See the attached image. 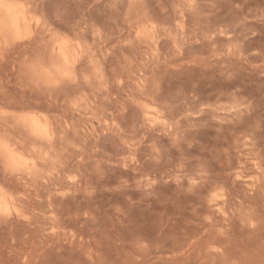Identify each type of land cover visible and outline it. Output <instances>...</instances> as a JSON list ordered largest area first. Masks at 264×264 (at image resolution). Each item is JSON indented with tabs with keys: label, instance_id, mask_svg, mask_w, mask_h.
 Masks as SVG:
<instances>
[{
	"label": "rangeland",
	"instance_id": "obj_1",
	"mask_svg": "<svg viewBox=\"0 0 264 264\" xmlns=\"http://www.w3.org/2000/svg\"><path fill=\"white\" fill-rule=\"evenodd\" d=\"M31 1L46 25L0 61V105L41 103L55 144L38 174L6 175L23 214L0 215V264H264V0ZM54 32L103 73L71 110L20 68Z\"/></svg>",
	"mask_w": 264,
	"mask_h": 264
},
{
	"label": "snow or ice",
	"instance_id": "obj_2",
	"mask_svg": "<svg viewBox=\"0 0 264 264\" xmlns=\"http://www.w3.org/2000/svg\"><path fill=\"white\" fill-rule=\"evenodd\" d=\"M0 7H6L11 11L14 7L19 8L22 7V5L5 4L4 0H0ZM133 7H143V5L139 3L129 5L130 9ZM178 7L185 12H190L192 14H196L200 10V5L197 3V0H182ZM37 23L39 24L40 21L37 20ZM155 29V24L149 25V23H144L139 31L136 32V36L146 38L150 36ZM49 35L51 37V43L61 49L62 59L47 66H45V63L39 59H34L24 65L22 75L31 77L32 82L37 86H44L49 90L55 89L64 92L67 97L69 110L78 108L82 100L73 95L74 90L86 85L95 87L97 81H99L100 86L103 87V73L99 64L96 63L94 57H91L90 53L85 54L83 50H81V55H83L84 58L79 60V66H77V60L79 57L69 58L68 56L63 55L64 51L75 43V38H70L59 32L50 33ZM29 41V36L22 35L19 32L9 34L7 39L0 40V61L7 62L13 47L21 46L19 42L28 43ZM121 84H123V81H121ZM152 87L157 89L159 87L158 82L153 81ZM134 102L135 101H133V103ZM8 107L9 104L7 103L0 105V117L11 118L16 121L17 125L22 124L23 126L30 128L33 135L46 142V144L38 150L40 153L39 159H42L45 162L51 160L52 157L50 154L54 152L55 139L46 124L38 123L37 118L27 112L19 110L14 113L9 112L6 110ZM152 111L155 112V109ZM44 119L46 120L47 118ZM156 123H163L165 126L167 125V121L162 118L161 120L156 121ZM45 147L47 149L46 151L44 150ZM34 151H36V149H34ZM0 160L3 162L5 171L15 173L23 169L29 174L34 171L39 173L40 171V169L37 168V160H25L22 156H19L15 150L9 146L6 137L2 135H0ZM57 162L58 158L53 161V163ZM198 175L203 178L206 175V172L201 170ZM196 182L197 181L193 180V183ZM215 195L219 198V194ZM10 211L11 209L8 207L7 194L3 188H0V213L7 215Z\"/></svg>",
	"mask_w": 264,
	"mask_h": 264
},
{
	"label": "bare ground",
	"instance_id": "obj_3",
	"mask_svg": "<svg viewBox=\"0 0 264 264\" xmlns=\"http://www.w3.org/2000/svg\"><path fill=\"white\" fill-rule=\"evenodd\" d=\"M4 3L12 4V5H22V7L19 8L14 7L11 11H9V9L6 7H0V40L7 39L9 34H15L16 32H19L22 35H27L30 37V39H32L34 37L36 28H42V29L45 28L46 25L45 22H43L40 18L36 17L35 8L31 0H4ZM37 20L40 21L39 24L37 23ZM63 35L68 36L66 34ZM81 50H83V52H85L86 50L84 48L83 43L75 39V43L71 47L66 49L63 55L68 56L69 58L79 57V59L77 60V66H78L79 60L83 58V55H81ZM34 59H39L40 61L44 62L45 66L51 65L54 62H57L62 59L61 49L51 43V37H50L49 41L45 44L39 56ZM34 59H28L24 61L23 63L20 64V68L23 70L24 65L31 62ZM25 79H26V84L30 88L38 92H45L52 94L53 92L57 91L55 89L49 90L44 86H37L35 83L32 82V79L29 76H26ZM7 104H9V107L6 110L9 112L14 113L17 110H19L34 115L37 118L38 123L46 124L49 131L54 135V139H55V122L50 112L41 109V105H42L41 103H39L38 101H34L27 104L12 103V102ZM153 109H155V112L152 111ZM144 112L146 114V118L151 122L159 121L161 120V118L163 119V117H161L160 111L153 104L150 103L146 104L144 106ZM44 118L47 119L45 120ZM21 133H26V138L21 137L20 135ZM0 135L6 137L9 146L13 150H15V152L19 156H22L25 160H37L38 161L37 168H39L41 171V166L45 163V161L39 159L40 153L38 150L46 144L45 141H42L37 136L33 135L30 128H27L22 124L17 125L16 121L11 118L0 117ZM34 149H36V151H34ZM44 150L45 151L47 150L46 147ZM50 155L51 157H53V153H51ZM0 161L2 162V160ZM241 171H239V173ZM9 173L15 175L29 174V173L23 169L15 173L11 171H5L4 169V175L2 176L3 178H0V188H3L5 193L7 194L8 207L11 209L10 213L7 214L6 216H9L11 214L22 215L23 212L19 204L21 197L19 196L18 192L12 187H10L8 183L5 181L6 175H9ZM241 173L240 176L243 175ZM31 174L36 175L38 173L34 171ZM256 182L257 181L253 180L251 184L254 185ZM223 200L224 198L223 196H221V199L217 200L218 204ZM0 215H5V214L0 213Z\"/></svg>",
	"mask_w": 264,
	"mask_h": 264
}]
</instances>
